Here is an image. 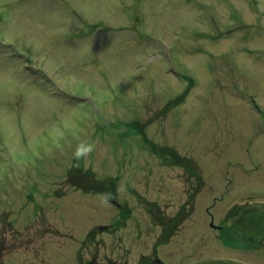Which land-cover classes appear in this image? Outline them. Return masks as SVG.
I'll return each mask as SVG.
<instances>
[{"label":"rangeland","instance_id":"obj_1","mask_svg":"<svg viewBox=\"0 0 264 264\" xmlns=\"http://www.w3.org/2000/svg\"><path fill=\"white\" fill-rule=\"evenodd\" d=\"M0 11V264H69L61 237L108 223L106 201L69 176L80 165L120 186L264 188V0H0ZM83 255L106 263L104 248Z\"/></svg>","mask_w":264,"mask_h":264},{"label":"flooded vegetation","instance_id":"obj_2","mask_svg":"<svg viewBox=\"0 0 264 264\" xmlns=\"http://www.w3.org/2000/svg\"><path fill=\"white\" fill-rule=\"evenodd\" d=\"M106 200L105 233L76 235L83 237L76 252L100 256L104 248L105 264H258L264 257L263 187L111 185ZM197 205L207 217L192 218Z\"/></svg>","mask_w":264,"mask_h":264},{"label":"clouds","instance_id":"obj_3","mask_svg":"<svg viewBox=\"0 0 264 264\" xmlns=\"http://www.w3.org/2000/svg\"><path fill=\"white\" fill-rule=\"evenodd\" d=\"M88 146H80L78 147V152H84L87 151Z\"/></svg>","mask_w":264,"mask_h":264}]
</instances>
